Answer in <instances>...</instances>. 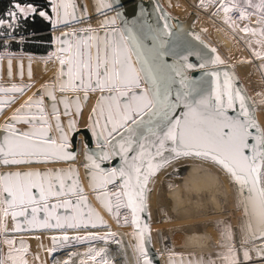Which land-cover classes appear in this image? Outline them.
Listing matches in <instances>:
<instances>
[{"label":"snow or ice","instance_id":"obj_1","mask_svg":"<svg viewBox=\"0 0 264 264\" xmlns=\"http://www.w3.org/2000/svg\"><path fill=\"white\" fill-rule=\"evenodd\" d=\"M51 2L54 3L55 0ZM12 7L14 10L8 13L7 21L0 19V28L14 29L20 26V22L30 19L34 21L37 17L50 19L47 10L35 0L23 4L20 0H14ZM61 7L65 8L66 16L67 4H62ZM107 7L111 8L112 4H108ZM233 7L240 11L241 19L248 18L245 15L247 8L258 9L261 16L258 23L264 24V0H259V4L246 0L243 10L235 3L232 6L225 4L223 10L228 13ZM53 11H57L59 15L57 8H53ZM121 15L123 14L117 11V16ZM115 22L116 18L112 17L102 22L100 30L81 29L80 31L86 33V39H78L74 45L62 40L61 43L68 44V47L60 49L61 52H71L67 60L60 59L61 76L65 75L63 66L66 65L68 78L67 85L61 84L60 92L83 91L85 100L88 99V92L101 93L97 108L99 115L104 118L103 130H97L100 121L94 109L91 131L98 138H103V143L110 145L111 150L104 151L102 148L98 158L109 160L112 155H119L124 162L121 168L111 169L106 174V179H101V184H114L117 176L123 178V187L127 189L124 193L128 197L127 206L133 207L135 211V198L139 197V207L143 210L145 207L143 194L147 190L146 186L151 176L172 160L181 157L199 158L225 170L238 185V191L241 193L247 188L244 208L249 228L255 227V231L250 232V235L253 239L264 238V129H261L254 119V111L250 114L246 97L241 95L242 89H233L228 73H224V82L221 85L220 73L216 71L206 73L216 77L215 90L204 87L202 82L198 83L184 75L185 68L192 69L195 65L166 64L163 60L164 54L151 46V41L145 40L143 32L134 31L132 28L121 30L115 27L105 31L109 24L114 26ZM164 27L167 29L169 25L165 23ZM244 31L255 33L254 29L245 28ZM64 35L76 36L77 33ZM211 51L214 53L215 49ZM183 59L186 61L187 57ZM207 64H223V60L216 55L214 59L201 63L199 67L205 68ZM177 76L180 77L179 81L176 79ZM177 83L179 87H174ZM2 91L5 90L0 89V92ZM10 91L23 92L24 89L14 87ZM49 95L53 101L51 107L55 114L58 112L55 103L57 98L52 93ZM237 102L238 114L229 115V109H236ZM32 103L39 105L43 100L30 99L23 107L30 108ZM22 110H18L11 118L13 122L47 124L43 116L39 119L34 115L21 116L19 113ZM77 110H80L78 98ZM40 112L43 113L42 108ZM65 115H71L66 98ZM55 119L56 129L60 133L59 144L48 136L47 128L23 131L15 128L13 123L7 124V135L0 142V165L18 167L24 164L48 163L51 161L34 158L49 155L74 159L71 153L65 151L68 146V135L60 124L58 114ZM68 126L70 130L76 131L75 121L70 119ZM251 129H256L257 134H253ZM250 140L255 142L250 143ZM246 150H250V154H246ZM88 159L92 161L94 168L100 169V164L93 156L89 155ZM100 171L103 173L104 170ZM95 181L96 177L93 176L94 188ZM33 189H38V196ZM80 191L82 192V188ZM53 194L63 195L59 191L53 193L50 183L45 188L39 172L0 173L2 202L6 203L9 209H20L18 213L13 212L14 216L23 215L29 206L46 201L47 197ZM104 195L107 197L106 193ZM113 195L119 200L121 193L115 192ZM80 199L85 198L81 196ZM64 204L75 207L77 211L79 209V205L73 206L71 201H65ZM41 207L46 210L48 205L44 203ZM105 207L112 211L107 200ZM31 211L34 217L36 208L32 207ZM4 215H8L7 210H4ZM71 219L69 218L67 227H78L79 225L71 222ZM44 226L64 227L60 220L54 225L45 222ZM140 236L138 251L144 257L143 264H152L144 248V232H141ZM63 239L69 238L64 236ZM8 243L12 244L14 241ZM257 249L264 257V244L258 245ZM244 259H251L247 250L244 252Z\"/></svg>","mask_w":264,"mask_h":264},{"label":"water","instance_id":"obj_2","mask_svg":"<svg viewBox=\"0 0 264 264\" xmlns=\"http://www.w3.org/2000/svg\"><path fill=\"white\" fill-rule=\"evenodd\" d=\"M219 0H197L195 5L198 7H205L209 5H214ZM236 5L244 6L246 5V0H231ZM253 3L259 2V0H252ZM92 3L95 7V15L93 16L94 21H98L99 26H95L94 29L100 30L102 27V22L105 19H111L112 17L116 18L115 25L109 24V30L113 27L119 28L123 30L124 28H132L134 31L143 32L144 38L147 41H151V46L159 50L163 53V60L168 65L180 66L186 63H191L195 65L192 69H184V75L189 77L192 80L197 81L198 83H203L204 87L210 88L211 90H215L216 87V77H212L206 75V73H210L213 71L220 73V84L223 85L224 82V73H228L230 77V83L235 90L236 88L242 89L241 95L246 97V102L249 107L250 114L254 111V119L258 122L261 129H263L255 106L245 90L240 78L235 72L234 68L227 65L222 56L219 54L218 50L211 46L206 40H204L201 35L193 28V23L196 19L195 13H190L185 20L173 19V16L168 12V9L172 8V3L175 6H181V0H164L163 6L160 0H92ZM112 4V7H107L108 4ZM62 4H67V15L65 16V8L61 7ZM227 4V3H226ZM225 5V4H224ZM223 5V6H224ZM182 7V6H181ZM235 9V7H233ZM57 10L59 15L57 14V22L53 28V33L55 37V49L54 52L49 54V56H41L38 54H33L31 52H3L0 54V82L1 81H17L18 83L30 85L34 83V79L37 73V62L40 61L42 65L50 64L52 61L55 62L57 60L60 62L59 57L67 60L71 52H61L60 49L62 47L67 48L68 44H62V40H67L69 44L74 45L78 39H86V33L80 31L83 29V25L86 21L91 22L89 18H82L76 0H58ZM117 11L121 12L123 15L117 16ZM133 11L135 14H133ZM182 11H185V8H182ZM97 23V24H98ZM167 23L169 27L165 29L164 25ZM202 30L204 32H209V27H203ZM76 32V36H65V33L71 34ZM102 34V32L100 33ZM93 35V34H92ZM199 37V39H197ZM215 49L213 53L211 50ZM216 55H219L221 60H223V64H207L205 68H200L199 65L201 63H205L209 59H214ZM187 57L185 61L183 58ZM135 60V57L133 58ZM43 60L45 63L43 64ZM62 65L59 67V72L57 76H51L48 79V84L43 86L42 88H38L32 96H29L25 100H23L21 105H18L12 112L11 116L17 114L18 110L20 111L21 116L31 117L36 116L38 119L43 116L47 120V124L44 123H34V124H25L18 123L15 124L11 119L6 118L0 124V142L3 141V137L7 135L6 125L9 123H13L14 127L23 131H29L26 127H37V128H49L51 131L57 132L56 129V119L55 116L58 114L60 119V124L64 128V130L69 129L68 122L69 120L75 121V128L77 124L81 121L80 114L85 111L86 106L89 102V95L93 92H88V99L85 100V94L83 91H65L63 93L60 92L61 84L64 83L67 85V66H63V70L65 72L64 76H61ZM177 81H179L180 77H176ZM22 88L23 92H15L10 91L12 88ZM174 87H179L177 83ZM0 89H4L5 91L0 92V117H2L6 112H8L11 108L16 106L21 99L26 96L29 92L28 89L24 86L19 87L16 85L10 84H0ZM49 93L56 96V105L58 112L53 113L52 111V99ZM101 94L99 98L94 102V108L88 114V123L89 126L84 130L83 138L80 140L76 136H68L67 147L65 151L67 153H71L74 156V159H62L58 155H49V156H38L34 159L37 160H48L51 162L48 163H33V164H24L19 167L27 166V165H47L52 164L54 162H71L77 161L79 158L81 159L84 169H85V177L87 180V188L88 192L93 195L96 202L99 204L100 208L105 210V193L106 190L112 188L113 186L119 185V190L116 192H120L121 196L119 200L113 195L112 198L117 202V204L122 205V209L126 210L129 214V222L131 223V231L137 237L138 245L141 243L140 233L144 232L143 236V244L144 248L147 252V258L152 261V264H161L160 254L157 247V243L155 240L153 226L149 220L148 209H147V190L143 194L144 195V205L143 210L140 209V198L136 197V210H133V207H129L128 205V197L124 193L127 192V189L123 187V178L117 176L115 179V183H108L106 185L101 184V179H106V174L113 168L119 169L123 166V160L119 155H112L109 160H100L99 154L101 153V149L104 151H110L111 146L103 143V138H98L92 131L91 127L93 121L91 119L93 115V110L97 111V119L100 121L97 130H103L104 118L99 115V110L97 108L98 101L100 100ZM65 98L68 105V111L71 115H65ZM77 98L80 105V110H77ZM43 100L42 104L32 103L30 108H24L23 106L30 101ZM43 109V113L40 112V109ZM238 102L236 109H229V115H237L238 114ZM107 109H105V113ZM253 134L256 133V129H251ZM48 136L52 137L56 140L57 144L61 143L60 136ZM250 143H254L255 141L250 140ZM168 153H165L167 155ZM246 154H250V150H246ZM93 156V159L96 160L97 163L100 164V169H103V173H101L100 169L94 168L92 161L88 159V156ZM131 155V154H130ZM7 167V166H5ZM15 167V166H14ZM164 167V166H163ZM161 169V168H160ZM159 169V170H160ZM158 170V171H159ZM28 172L25 168H19L14 170H3L1 173L5 172ZM157 171V172H158ZM34 172L41 173V180L47 188V185L50 183L52 186V191L55 193L54 189V171H42L39 169L34 170ZM155 173V175L157 174ZM181 170L176 172V176H179ZM151 176L148 180L146 188H148L149 181L155 176ZM93 176L96 177V186H93ZM231 180L234 184V188L237 193V198L239 200V208L241 211L244 230L241 231V237L244 244H254L255 256L260 259L264 258L259 253L257 246L264 244V238L253 239L250 235V232L255 231V227L249 228L248 226V218L244 208V200L247 196V188H245L244 192L241 193L238 191V185L234 182L233 178ZM38 196V189H36ZM47 203L48 207L46 210L42 209L41 205ZM56 203L57 198L53 194L52 196H48L46 201H40L38 204V213L39 218L42 224V227L45 231L54 230L58 231L60 228L57 227H45L44 224L47 222L49 225H54L57 221L55 217L56 212ZM6 209L8 213L12 216L13 225L15 231L17 233H34L39 231L38 224V215L37 212L35 216L32 215V207L34 205L29 206L28 211L23 215H13V212H19L20 209H9L8 205L5 203ZM134 224V228H133ZM145 225H147V229L145 230ZM19 228L20 230H17ZM69 239L65 240L67 245H79L84 243L86 240L91 239V235L87 237H79V236H67ZM79 239H76V238ZM247 240V243H245ZM173 262L170 264H187L179 257H170ZM181 258V257H180ZM144 260V257H143ZM143 260H141L140 264H143Z\"/></svg>","mask_w":264,"mask_h":264},{"label":"bare ground","instance_id":"obj_3","mask_svg":"<svg viewBox=\"0 0 264 264\" xmlns=\"http://www.w3.org/2000/svg\"><path fill=\"white\" fill-rule=\"evenodd\" d=\"M160 1L162 2V0ZM76 4H77L78 10L82 18H89V20H91V22L86 21L82 28L83 29H88V28L94 29L98 21H94L95 19H93L94 15L92 14L91 0H76ZM254 4H259V2H255ZM245 6L246 5L239 6V7L245 8ZM207 7L208 6L198 7L196 5L190 4L188 6V9H191V11L194 12L195 10H200V9L208 10ZM182 8L183 7H177V8H174V10L177 11ZM246 13L248 17L246 19L250 20V24L256 27V29H254L255 32H259L262 34L261 40L262 42H264V31H262V29H264V24L258 23V21L261 19L259 10L256 8H249V11L247 10ZM250 24L247 27L248 29H250ZM247 32H249L250 35H252V37L255 34L251 31H247ZM92 34L95 35V33H92ZM60 66L61 64L58 61H55L52 66L47 65L46 71L50 73L49 77L57 76L58 75L57 72H59L58 69ZM36 69H37V72L43 71V65L40 61L37 62ZM3 82L18 83L17 81H3ZM38 87L39 86L37 85H34L33 87H29V93L26 96H24L20 102H22V100H24L29 94L32 95L31 93L32 91L33 93H35ZM100 94L101 93L99 91H96L89 95L88 105L86 106L85 111L80 114L81 121L77 124L75 128L76 131H72L70 129L65 130V132L67 133L69 137L76 136L77 138L82 140L85 126H86L87 116L92 110L94 102L99 98ZM13 110H14V107L11 108L8 112H6L0 118V124L3 122L4 119L12 118L11 112ZM15 124H18V123H15ZM26 128L28 130L32 128L41 129L37 127H26ZM47 129H48L49 135L60 136L59 131L54 132V131H51L49 128ZM178 161L183 163V169L181 172H183L182 175L184 176V178L187 175L191 174L187 178V182L189 180L194 181L195 179H197V177H203L205 179L202 185H200V187L202 190H205V191H207V189L211 187L213 188V186L218 184V178H220L219 173L215 172V173L205 174L206 167L204 166L205 165L204 163H208V162H205L195 157H181L180 159H178ZM215 166L218 167L219 171H221L222 173H226L228 175V180L232 184L233 194L236 198V208H237L236 211H238L240 218H241L242 215H241L240 208H239L240 207L239 200L237 198V193L234 188V184L231 180V176L225 170H223L220 166L218 165H215ZM19 168H25L27 169L28 172L29 171L34 172V170L36 169L42 170L43 168H50V169L52 168V170L54 171V175H55V179H54L55 193L57 191L63 193V195H60V196L55 195L57 198L55 217L57 220H60V222L64 225V227H60V230L58 231H54V230L45 231L42 227V224L39 218L38 204H34V207L36 208V212L38 215L39 231L34 232V233L15 232L16 236L39 237L42 240L41 242L43 243V247L45 251H47V253L52 251L53 249L56 250L55 252L52 253V256H53V258H51L52 264H82L86 259L93 260L92 264H123L124 263L123 260H125V257H127L126 259L129 258L131 260L130 264H135V262L133 261L134 258L137 261V264H140L141 260H143V257L140 255L138 251L139 245L137 242V237L131 231V225H130L131 223L129 222V219L127 220L125 216L120 219L121 224L126 228V229H123V231H119V228H115L114 226L110 227L109 225L107 226L106 224H104V221L106 222L108 219L112 222V220L109 218L107 214L110 211L108 210L107 207L105 210L101 209L99 204L94 199L93 195H91L88 192L87 180L85 177V169H84V165L80 158L77 161H71V162H65V163L64 162L63 163L54 162L52 164H47V165L36 164V165H27L23 167L0 166L1 170H14V169H19ZM184 181L185 180L180 181L179 184L183 183ZM167 183L169 184L170 181L168 180ZM171 183H173V181ZM207 186H209V188H207ZM119 187H120L119 185H116L106 190L107 197L105 198V202L107 200V202L110 204L112 208L111 214H113L116 220H117L116 208H118L121 211L120 208H122V205H119L118 207L117 202L112 198L111 195L113 192H116L117 190H119ZM81 188H82V192L80 191ZM69 189H71V191H69ZM198 190L199 189H196V192ZM32 191L37 194L36 189H33ZM81 196H83L85 199L81 200L80 199ZM180 196L182 197V194H180ZM214 197L215 196L212 195V201H214ZM200 199L201 197L197 195L196 204H195L196 205L195 210L197 212L200 209L201 204H202V201ZM65 201H71V205L73 206L78 204L79 205L78 211L75 207L64 204ZM184 203H185L184 200L180 201V204H184ZM62 204H64V206H61ZM113 208L115 209V211H113ZM236 211H234L235 215L237 214ZM127 216L129 217V214ZM69 218H72L71 222H74L78 224L79 226L75 228L67 227V223L70 222ZM93 224H95L96 226L92 227ZM85 225L87 226L85 227ZM133 228H134V224H133ZM242 230H244V224L241 220V231ZM6 234L9 235L12 233L8 232ZM196 234L197 233H194L193 236L187 238V245L184 247L187 252L192 251L194 247H197L199 245V243L197 242L198 235ZM74 235L76 236L91 235L92 237L93 236L94 237L96 236V238L98 237L99 240L92 241V242L90 241L88 243L79 244V245H67L63 237L64 236H74ZM114 235H120L121 238L114 239V242H110L108 239L110 237H113ZM101 237H103V239H101ZM104 240H108L107 243L106 241L104 242ZM53 243L56 244V247L55 245H53ZM248 245L251 247V250L253 251V257L255 258V252L253 249L254 244L248 243ZM124 252L125 253L128 252V255H125ZM97 253H100V254L102 253V256L99 257ZM58 257H63L64 258L63 262H59ZM93 257H95V259H93ZM181 258L187 264H212L211 259L207 253L206 254L199 253V257L197 256L196 259L194 260H193V256H187V258H183V257ZM161 259H162L163 264H170V262L171 263L173 262V260L170 257H161ZM255 260L259 262V264H262L263 263L262 260H264V258L263 259L255 258Z\"/></svg>","mask_w":264,"mask_h":264},{"label":"rangeland","instance_id":"obj_4","mask_svg":"<svg viewBox=\"0 0 264 264\" xmlns=\"http://www.w3.org/2000/svg\"><path fill=\"white\" fill-rule=\"evenodd\" d=\"M47 4H49V10L52 11L53 14V21L56 24L57 22V11H53V8H57L58 0H55L54 3L51 2V0H45ZM164 3V0H162ZM197 0H181V6L186 7L187 10L183 12L182 10L177 11H169L171 15L173 16V19L183 20L187 14H188V6L190 4L195 5V2ZM92 14L95 15V7L92 3ZM230 6V4H229ZM166 8V6L164 5ZM174 8H177L174 6ZM253 22V21H252ZM100 23L96 24L99 26ZM250 29H256L254 25L250 24ZM262 34L259 32H255L253 35L252 40V46L253 49H256L259 51V53H264V42H262ZM9 40H18V38H9ZM54 52V51H53ZM49 56V54H48ZM47 59V58H46ZM56 61V60H55ZM54 61H52L50 64H47L48 66H52ZM47 65L43 67V71H38L36 74V77L34 79V85L39 86L38 88H42L46 84H48L49 79V72L46 71ZM263 71H264V63H263ZM5 84V83H1ZM10 85H16L19 87H26L29 92V87H33V83L30 85L22 84V83H11ZM33 95V91L31 92ZM31 94H29L26 98H28ZM31 95V96H32ZM25 98V99H26ZM24 99V100H25ZM23 102V100H22ZM22 102H19L16 106H14V109L21 105ZM95 106L93 105V108ZM92 108V109H93ZM91 112V111H90ZM1 118V117H0ZM88 118V116H87ZM89 126L88 120H86V126L85 129ZM208 169L209 167L207 165H204ZM51 171L53 172L52 168H43L42 171ZM182 171V169H179ZM171 171H174L172 169ZM178 171V170H177ZM175 173H165V178L170 181L168 184L166 182V185L163 186V188H158L156 190V195L162 201L165 203V205H168V202L171 201L172 197L174 198L173 204L176 206L177 210V218L172 219L169 223L161 224L157 227V234L160 239L161 248H160V254H162L163 257H179V259H182L180 257L187 256H193V260L196 259V257H199V253L202 254H208L212 264H256L257 261L253 258V253L251 250V247L248 244H244L242 237H241V220L243 222L242 217L240 218L239 213L237 215L232 213L231 208L229 205H235V202L233 200V196H231L230 190H229V184H222V177L218 178V184L213 186V188H209L207 186V191L202 190L200 185H202L205 178L203 177H197L194 181L189 180L187 182L186 176L183 180H185L183 183H176L172 186V181L181 180L179 177L182 175V172L179 176H176ZM177 177V178H176ZM180 182V181H179ZM171 189V191H170ZM196 189H199L196 192ZM229 191L230 195L226 196L224 191ZM182 194V197L180 196ZM197 195L201 197V207L198 210V212L195 210L196 207V198ZM212 195H214V201H212ZM184 200V204H180V201ZM121 211L116 208L117 213V220L111 214L110 211L108 214L109 218L112 220V222L108 219L106 222L104 221V224L110 227L119 228V231H123V229H126L122 224L120 219L124 216L128 220L129 217L128 212L122 208H120ZM113 211L115 209L113 208ZM238 212V211H237ZM167 215L172 216L174 214V211L171 209L167 210ZM235 215V218L233 217ZM119 225V226H118ZM109 228V227H108ZM118 233V232H116ZM115 233V234H116ZM170 233V234H169ZM194 233H197V242L199 245L197 247H194L192 251L187 252L184 248L187 245V238L194 235ZM80 236V235H79ZM90 236V235H87ZM87 236H80L81 237H87ZM170 236V237H169ZM60 238V237H59ZM120 235H114L113 237H110L108 240L110 242H114V239H120ZM97 239V240H96ZM98 237L96 236L91 237V239L86 240L84 243L92 242V241H98ZM108 240H104V242ZM8 241H14V243L9 244ZM42 240L39 237H17L13 236L10 238H7L4 240L3 247H2V256L5 264H31V263H41V264H49L51 258H53L52 253L56 250H52L47 253L43 247ZM189 243V242H188ZM102 244V242H101ZM196 244V243H195ZM53 245L56 244L53 243ZM123 247V246H122ZM54 248V247H52ZM56 249V248H55ZM248 251L251 259L245 260L244 259V252ZM125 253V252H124ZM125 255H128V252L125 253ZM99 257L102 256V253L98 255ZM97 256V257H98ZM130 257V256H129ZM127 257H125V260L123 262L125 264H130L131 260ZM59 262H63V257H58ZM135 264H137V261L135 258L133 259ZM93 260L86 259L82 264H92ZM123 263V264H124ZM174 264H177L175 262Z\"/></svg>","mask_w":264,"mask_h":264},{"label":"built area","instance_id":"obj_5","mask_svg":"<svg viewBox=\"0 0 264 264\" xmlns=\"http://www.w3.org/2000/svg\"><path fill=\"white\" fill-rule=\"evenodd\" d=\"M223 1H225L227 4H230V6H232V4L234 3L231 0H223ZM161 3H163V1ZM219 4H220V0H219ZM172 5L175 6L174 3H172ZM173 6L172 8L168 9V11L175 12L176 10H174ZM175 7H181V6H175ZM184 8L186 11L187 8L186 7ZM239 8L240 10L244 9L241 7ZM207 9L208 10L206 9L195 10L194 12H192L191 9H188V14L183 20H185L190 13L196 14V19L193 23V28L201 35V37L204 40H206L211 46L215 47L218 50L219 54L222 56L224 62L227 65L234 68L235 72L240 78L245 90L249 94L255 106L259 121L264 129V71H263L264 53L261 54L259 53L258 50L253 49L252 46L253 37L252 35H250L249 32L244 31V29L247 28L248 25L250 24V20L241 19L240 11H238L236 8L228 13H225V11L223 10V6L221 5L220 6L210 5L207 7ZM247 10L249 11V8H247ZM245 15L247 16L246 12ZM203 27H209L210 31L204 32L202 30ZM53 48L55 49V42H53ZM257 53H259V55H257ZM1 83H5V82L1 81L0 84ZM5 84H11V83H5ZM204 164L205 165L208 164L207 166L209 167L208 169H205V174L217 172L222 177V184L223 185L229 184V190L235 202V205H229L233 213L237 209L236 198L233 194L232 184L228 180V175L226 173H222L221 171H219L218 167L213 164H209V163H204ZM172 169H174V171H171ZM179 169H183V163L178 160H172L171 163L165 165L157 172V174L149 181L147 188L148 215L151 225L153 226V232L159 250V254L161 253L160 252L161 243L158 234L156 232L157 231L156 229L161 224L169 223L172 219L177 218L178 214H177L176 206L173 204L174 198L172 197L171 201L168 202V205H165V203L160 201V199L157 197L156 190L158 188H163V186L166 185V182L168 181L165 178L166 172L175 173V171ZM2 171L3 170L0 169V173ZM190 175L191 174H189V176ZM179 178L183 180L184 176L181 175ZM179 181L181 180L173 181L172 186L175 185L176 183H179ZM224 193L226 196L230 195L229 191L227 190L224 191ZM168 209L174 211V214L172 216L166 214ZM4 210L7 209L5 203L2 202V197H0V264H5L2 256V247L4 240L16 236L15 235L16 231L13 225L12 216L10 213H8V215L5 216ZM233 217L235 218V215H233ZM8 232H11L12 234L7 235L6 233ZM161 257H163L162 254H160V260H161V264H163ZM255 258L257 257L255 256ZM262 261H263L262 264H264V260ZM31 264H41V263L35 262ZM49 264H52V259L50 260ZM256 264H259V262H257Z\"/></svg>","mask_w":264,"mask_h":264},{"label":"crops","instance_id":"obj_6","mask_svg":"<svg viewBox=\"0 0 264 264\" xmlns=\"http://www.w3.org/2000/svg\"><path fill=\"white\" fill-rule=\"evenodd\" d=\"M224 4H226V2L223 0H220V4L218 1L214 5L223 6ZM48 16L50 17V19H44V18L37 17L33 21V22H36L33 25L34 26L33 32H29V31L24 32L23 26L29 20L20 22V26L15 27L14 29H8L7 27H4L3 29L0 28V32H1L0 38H2V39H0V40H2V41H0V51H2V52H13V51L25 52L27 50H29V51L32 50L33 52H42V50L43 51L49 50V52H50L49 54H51L54 51L53 42L55 41V37H54V33H53V28L55 26V23L52 19L53 14H52L51 10H50V13H48ZM18 30H20L19 32H21V34H23V35L16 34V32H18ZM7 31H9V35H4L5 32H7ZM25 34H33V39H30V40L27 39V37H24ZM9 37L10 38H16V39L18 38V40H9ZM61 58L62 57H59V60ZM43 61H44L43 62V64H44L45 60H43Z\"/></svg>","mask_w":264,"mask_h":264},{"label":"trees","instance_id":"obj_7","mask_svg":"<svg viewBox=\"0 0 264 264\" xmlns=\"http://www.w3.org/2000/svg\"><path fill=\"white\" fill-rule=\"evenodd\" d=\"M13 2H14V0H0V19H3V20H5V21H7L8 13H9L10 11H13V10H14L13 7H12ZM20 2L23 4V3H27V2H32V0H20ZM35 2L40 3V4H41V5L47 10V12L50 13V10H49V4H47L45 0H35ZM35 23H36V22H33V20H29V21H27V22L24 24V26H23L24 32H25V31L33 32V28H34L33 25H34ZM2 29H3V28H2ZM19 31H20V30H18V32H16V34L23 35V34H21V32H19ZM4 35H9V31L5 32ZM0 36H1V32H0ZM6 37H7V36H6ZM11 37H12V36H11ZM14 37H15V36H14ZM24 37H27V39L30 40V39H33V34H25ZM9 38H10V37H9ZM0 39H2V38H0ZM47 39H48V38H47ZM0 41H2V40H0ZM13 52H15V51H13ZM25 52H31V53H33V54H38V55H41V56H44V57L48 56V54L50 53L49 50H47V51H43V50H42V52H33L32 50H31V51L27 50V51H25ZM2 53H3V52L0 51V54H2Z\"/></svg>","mask_w":264,"mask_h":264}]
</instances>
